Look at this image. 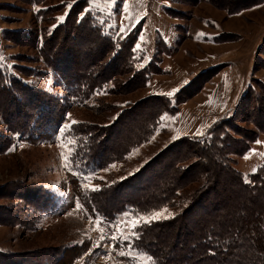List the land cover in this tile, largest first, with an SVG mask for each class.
Segmentation results:
<instances>
[{
    "label": "trees",
    "instance_id": "obj_1",
    "mask_svg": "<svg viewBox=\"0 0 264 264\" xmlns=\"http://www.w3.org/2000/svg\"><path fill=\"white\" fill-rule=\"evenodd\" d=\"M211 2L234 14L264 0ZM87 7L88 0L72 3L65 20L41 36L36 31L31 34L21 30V44L38 48L76 103L88 105L100 90L128 94L146 87L149 77L162 68L158 54L147 65L138 64L135 45L144 21L128 34L114 37L105 32ZM8 34L6 31V37ZM235 36L222 35L219 41ZM259 67L256 57L254 70ZM223 68L218 65L201 72L173 95L152 94L123 108L103 102L98 112L117 110L111 122L71 125L68 135L73 139L75 165L100 170L124 160L153 138L165 112L176 114ZM24 70L33 74L32 69ZM64 101L7 76L0 66V114L11 125L10 131L22 140L36 143L56 132L71 106ZM262 132L264 83L253 79L232 115L216 121L203 135L174 139L125 178L95 190L84 188L76 175L70 173L68 178L85 211L105 221L115 220L128 207L135 213L149 214L174 206L185 189L199 182L187 191V201L175 215L139 224L133 247L150 255L154 264H264V165L248 178L235 166L236 158L245 155ZM12 144L13 137L0 132V153ZM0 190L4 193L0 198L17 202L10 207L0 205V225L34 228L39 216L36 211L42 209L47 196L43 189L21 182L0 186ZM78 246L83 248L84 244L43 247L22 254L0 250V264H63L68 251L71 255L64 264H74L90 243L83 249Z\"/></svg>",
    "mask_w": 264,
    "mask_h": 264
},
{
    "label": "rangeland",
    "instance_id": "obj_2",
    "mask_svg": "<svg viewBox=\"0 0 264 264\" xmlns=\"http://www.w3.org/2000/svg\"><path fill=\"white\" fill-rule=\"evenodd\" d=\"M76 1L78 0H0V56L4 58L0 61L1 68L7 76H15L58 95L71 105L61 127L48 138L36 143L22 140L18 134L11 132V125H7L0 114V132L13 137V144L8 151L0 153V186L22 182L32 184L36 190L42 188L47 194L45 198L42 196L44 206L36 211L39 216L34 228L27 230L21 226L0 225V250L22 254L35 252L43 247L73 244L85 246L90 243L87 251L74 264H154L150 255L134 248L132 244L128 245L126 241H110L108 238L101 240V227L107 237L112 232V224L124 221L121 231L124 235L131 236L136 227L145 221L141 219L133 227L126 222V217H132L133 220L137 216L151 218L156 212H161L162 215L152 221L171 217L186 203L189 195L187 191H192L200 183L195 182L185 189L174 206H166L149 214H138L128 207L112 221H105L104 217L99 216L101 224L94 226L96 217L85 211L68 174L76 175L82 185V174H95L86 188L93 190L134 173L175 139L173 131L177 130V118L174 116L177 113L165 112L161 125L148 143L135 148L124 160L100 170L75 165L73 139L68 135L71 125L81 121L109 123L116 116L117 110L98 112L97 108L103 102L123 108L152 94L173 95L189 79L191 81L201 72L218 65L224 67L219 72L221 75L218 77L217 73L203 89L209 84L223 85L230 100L237 104L243 85V81L239 80L237 61L240 60H236L237 56L248 59L254 54V62L258 57L260 67L256 70L253 67L247 85L253 79L264 83V9H256L260 6L258 5L229 14L211 0H192L195 4L183 0H88L87 9L105 32L114 37L128 34L143 20V30L135 45L138 64L145 66L158 54L162 71L152 74L146 87L132 93L111 94L100 90L88 105H82L76 103L71 90L58 81L53 70L41 58L38 48L31 44H21V30L31 31V34L36 31L37 36L51 32L65 20L70 8L68 6ZM59 17L64 19L61 21ZM6 31L10 32L8 37ZM229 34L236 36L227 41H219L220 36L228 38ZM24 68L32 69L33 74H28ZM245 90L246 87L242 92ZM232 104L233 102L230 105ZM235 107L233 105L220 119L232 115ZM237 165L246 175L264 165V132L244 156L236 158L235 166ZM0 194H4L3 191L0 190ZM77 201L81 205L79 208L76 207ZM16 203L0 198V205L10 207ZM23 207L19 206L20 209ZM90 216L92 219H89ZM120 235L121 232H117V236ZM110 244L114 247H109ZM78 248L83 249L80 246ZM120 252L125 255H120ZM70 255L71 251H68L63 264L67 263Z\"/></svg>",
    "mask_w": 264,
    "mask_h": 264
},
{
    "label": "crops",
    "instance_id": "obj_3",
    "mask_svg": "<svg viewBox=\"0 0 264 264\" xmlns=\"http://www.w3.org/2000/svg\"><path fill=\"white\" fill-rule=\"evenodd\" d=\"M258 8L264 9V3L256 9ZM253 56L254 54H252L248 59H242L243 56H237L236 58V60H240L239 62L237 61V67L239 66L238 70L240 72L239 80L243 81V85L241 86L238 96L243 93V88L246 87L248 83L247 80L251 78V70H253L254 67ZM220 75L221 73H219L218 77ZM189 81L190 79L187 83ZM223 87V85L219 84H213L211 86L209 84L199 95L181 105L177 115L174 116V118H177V130L174 129L176 130L173 131L175 133L172 132L175 139L183 135H203L216 121L229 112L233 105H236L234 104V100H230L228 93ZM226 95H228V98ZM232 102L233 104L230 105Z\"/></svg>",
    "mask_w": 264,
    "mask_h": 264
},
{
    "label": "snow or ice",
    "instance_id": "obj_4",
    "mask_svg": "<svg viewBox=\"0 0 264 264\" xmlns=\"http://www.w3.org/2000/svg\"><path fill=\"white\" fill-rule=\"evenodd\" d=\"M70 7V5L68 6ZM126 7V5H125ZM59 20H63L64 17H59L58 18ZM112 27H114L115 25H111ZM3 57L0 56V61H3ZM66 127V125H65ZM93 175L95 174H92V175H87V174H82L81 175V179L83 180V187L87 188L89 187V182L91 181ZM95 190V189H93ZM76 207L79 208L81 207L79 201L76 202ZM164 212H167V209H164L163 210ZM162 213L161 212H156L154 213L151 218H148V217H140V216H137L135 217V219L133 220L132 217H126L125 220L127 223H130L132 224L133 227L136 226V223H138L141 219H143L146 223H151L153 219H156L158 218L159 216H161ZM171 215V214H169ZM167 218V217H165ZM89 219H92V217L90 216ZM125 222L122 221L120 224H112L111 227H112V232L110 235H108L107 237L105 236L104 234V231H103V228L101 227V235H100V239L101 240H104L105 238H108L110 241H118V242H124L126 241L128 245H131L132 244V237H134L136 235L135 232L132 233L131 236H128V235H124L123 232L121 231L122 229V225L124 224ZM97 224H101V219L99 217H96L95 221H94V226L97 225ZM117 232H121V235L120 236H117ZM109 247H114L113 245H109ZM120 255H125L124 252H120Z\"/></svg>",
    "mask_w": 264,
    "mask_h": 264
}]
</instances>
